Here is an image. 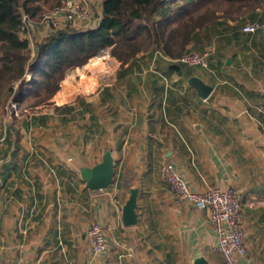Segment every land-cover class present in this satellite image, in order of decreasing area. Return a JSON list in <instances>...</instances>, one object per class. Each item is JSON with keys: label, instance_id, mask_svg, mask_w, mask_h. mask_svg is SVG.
<instances>
[{"label": "crops", "instance_id": "1", "mask_svg": "<svg viewBox=\"0 0 264 264\" xmlns=\"http://www.w3.org/2000/svg\"><path fill=\"white\" fill-rule=\"evenodd\" d=\"M245 2L235 18L219 16L184 42L152 40L128 59L101 49L66 74L48 104L16 120L2 108L3 264H191L198 250L226 264L211 248L208 209L174 199L159 174L165 162L194 191L237 189L247 253L235 264H264V0ZM193 3L175 0L168 20ZM252 22L255 31L242 30ZM192 49L209 52L207 67L177 60ZM192 76L212 86L202 101ZM106 153L111 180L91 189L81 171ZM132 188L137 219L124 225ZM93 222L106 235L97 255L86 235Z\"/></svg>", "mask_w": 264, "mask_h": 264}, {"label": "trees", "instance_id": "2", "mask_svg": "<svg viewBox=\"0 0 264 264\" xmlns=\"http://www.w3.org/2000/svg\"><path fill=\"white\" fill-rule=\"evenodd\" d=\"M43 3L59 6L61 0H0V100L33 99L28 105L31 110L48 104L66 74L101 49L110 47L116 58L128 59L152 40L167 44L182 35L184 42L219 16L235 18L246 2L197 0L188 8L179 7L172 24L166 16L172 9L167 0H102L94 27L57 28L31 46L24 36L28 23L23 15L35 19ZM209 5L214 7L201 11ZM29 73L32 77L27 79Z\"/></svg>", "mask_w": 264, "mask_h": 264}, {"label": "built area", "instance_id": "3", "mask_svg": "<svg viewBox=\"0 0 264 264\" xmlns=\"http://www.w3.org/2000/svg\"><path fill=\"white\" fill-rule=\"evenodd\" d=\"M92 2L93 0H61V4L54 8L47 21L51 25V30L65 26H88ZM23 20L28 23L24 36L33 46L29 30L34 28L36 22L33 23L26 14L23 15ZM258 26L256 22L246 23L242 30L253 32ZM208 58V51L199 52L192 49L181 54L177 60L188 66L207 67ZM257 109L261 115H264V103L258 105ZM159 174L161 179L168 183L176 201L192 203L199 209H208L209 224L216 236V241L211 248L222 256L226 264H235L238 257L246 255L245 234L241 225L242 197L237 189L231 186L223 188L214 185L203 192L194 191L171 162L163 163ZM86 235L93 254L97 255L105 250L106 235L98 223H91L86 230ZM0 264L3 263L0 261Z\"/></svg>", "mask_w": 264, "mask_h": 264}, {"label": "water", "instance_id": "4", "mask_svg": "<svg viewBox=\"0 0 264 264\" xmlns=\"http://www.w3.org/2000/svg\"><path fill=\"white\" fill-rule=\"evenodd\" d=\"M188 83L193 86L199 96V100L202 101L209 96L212 91V86L204 83L198 77L192 76L188 79ZM113 169L112 161L110 159L109 153L103 156V161L101 164L94 168H85L81 171V175L87 182V185L91 189L103 188L108 185L111 180ZM99 173V174H98ZM138 194L137 188H132L130 190V195L122 207V222L124 225H133L136 223L137 214L136 208V197ZM191 264H210L208 263L205 256L200 250H198L191 259Z\"/></svg>", "mask_w": 264, "mask_h": 264}, {"label": "rangeland", "instance_id": "5", "mask_svg": "<svg viewBox=\"0 0 264 264\" xmlns=\"http://www.w3.org/2000/svg\"><path fill=\"white\" fill-rule=\"evenodd\" d=\"M101 1L102 0H93L88 26H84V27L78 26L75 28L88 29L89 27L96 25V22L99 20V17L101 15ZM167 1L170 4L175 2V0H167ZM48 4L43 3L41 14L38 17H36L35 19H33V23H34V21L36 22V23H34L35 26H34V28H30V30H29L32 42H35V41L38 42V41L43 40V38L48 33H50L52 31L51 25H49L50 23H48L47 21H48V19H50V14L54 11V8L57 5H54L53 7H49ZM178 7L179 6L174 7V9L176 8V10H177ZM207 7L213 8L214 6H210V5L209 6H202L201 11H203ZM31 77H32V74L29 73L27 75V79H30ZM32 101H33V99H31L29 102H25L24 100L23 101L17 100L15 97L7 99L5 101L3 99V101L0 100V111H2V108L4 106H6L7 110L12 113L11 114L12 119L16 120L17 118H19L22 115H25L27 112L31 111V108H29L28 105L30 103H32Z\"/></svg>", "mask_w": 264, "mask_h": 264}]
</instances>
